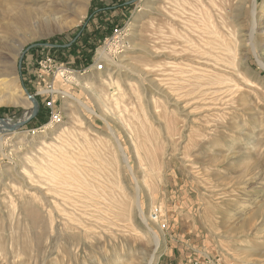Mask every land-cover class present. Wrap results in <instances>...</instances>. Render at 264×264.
<instances>
[{"label":"rangeland","instance_id":"obj_1","mask_svg":"<svg viewBox=\"0 0 264 264\" xmlns=\"http://www.w3.org/2000/svg\"><path fill=\"white\" fill-rule=\"evenodd\" d=\"M254 1L102 0L91 15L85 0L80 18L39 14L42 34L22 46L0 28L1 55L34 104H0L11 110L0 113L10 127L0 132V264H264ZM114 24L118 43L114 27L106 33ZM10 88L0 85L3 99Z\"/></svg>","mask_w":264,"mask_h":264},{"label":"bare ground","instance_id":"obj_2","mask_svg":"<svg viewBox=\"0 0 264 264\" xmlns=\"http://www.w3.org/2000/svg\"><path fill=\"white\" fill-rule=\"evenodd\" d=\"M42 1H43V4L41 5L42 7H39V8L34 7V5L36 3H41ZM233 1L234 0H222V5L224 3L228 4V3H231ZM246 1L247 0H235V2L237 3L236 8L241 10V8L246 4ZM6 2L7 3L5 5V7L0 6V28L3 27V30H1V31L7 32V33L8 32H19L21 34V37L22 38L24 37L23 41L20 40V42H22L21 46L25 41L31 39L32 36L42 34V32L40 31V28H38V26H36V19L35 18L37 16H39V14H41V15L46 14L44 16H46V18H48L54 22L57 20V18L55 16L57 13L62 11L63 8H69L75 17L80 18V17H82V15L84 13L83 8L85 5V0H6ZM215 5H216V3H215ZM262 9H264V3L262 5ZM257 10H258V3L255 0L254 6H253V11H252L253 26H252L250 34L246 36L247 40L251 41V44H252L251 46H253L254 49H256V47H257L256 46L257 28L259 25L262 24V20H264V19L259 20L258 15H256ZM230 11H232V10H230ZM62 28L63 27H57L55 29H51L48 33L55 32L56 30H61ZM215 29H217L216 23H215ZM261 32L262 33L260 36L264 42V26L261 27ZM3 38H4V36L3 35L1 36V32H0V40H2ZM98 54L100 57H102L104 59L111 60V58H109V56L107 55L109 53H107L106 48H100L98 51ZM14 65H15V63H13L11 61L9 56L1 55V52H0V85L5 84L6 86H9V87L11 86V88L9 90V98L6 100V99H3L2 96H0V104L8 103V104H13V105H24L27 108H31L34 105L33 100H31L29 98V96L24 92V89L19 85L18 75H17V72L15 70ZM64 72L65 71L60 70L59 75L61 76V74H63ZM217 78H220V77H217ZM245 79H247V78H245ZM250 79H249V81H250ZM215 80H216V78H215ZM252 83L255 84L254 81ZM248 84H250V83H248ZM83 88H85L87 91L92 90L91 87L87 84ZM218 91H219V89H218ZM0 93H1V91H0ZM64 93H65V95L73 97L71 95V93H69L67 91ZM94 94H95V92H94ZM81 104L84 105L85 107L89 108L87 106V104H85V103H81ZM52 120L57 121L56 119H52ZM8 125H9V122L7 119L0 120V132H1L2 128L6 129V130L10 129V127ZM114 135H116V133ZM40 170H42L41 172L45 173V175L47 176L44 179L48 183L49 190L52 192V189L55 187V184L57 183L53 170L45 169V168L40 169ZM37 186H38V184H37ZM17 198H19V197H17ZM136 203L138 205V200L136 201ZM141 215H143L142 211H141Z\"/></svg>","mask_w":264,"mask_h":264},{"label":"built area","instance_id":"obj_3","mask_svg":"<svg viewBox=\"0 0 264 264\" xmlns=\"http://www.w3.org/2000/svg\"><path fill=\"white\" fill-rule=\"evenodd\" d=\"M123 29L124 28H121V30L119 29V28H117V27H114V29L112 30V35L111 36H109L110 38H111V40H116L115 42L116 43H118L119 42V40H120V38L121 37H119L121 34H119V31H120V33H123ZM108 37V38H109ZM123 39V38H122ZM48 60H41L40 61V64H41V66L43 67V65H45L44 63H46ZM103 67H104V64H102V63H99V66H98V68L99 69H103ZM41 75V74H40ZM51 87V86H50ZM52 99L48 102V104L49 105H52Z\"/></svg>","mask_w":264,"mask_h":264},{"label":"trees","instance_id":"obj_4","mask_svg":"<svg viewBox=\"0 0 264 264\" xmlns=\"http://www.w3.org/2000/svg\"><path fill=\"white\" fill-rule=\"evenodd\" d=\"M101 10H97V11H95V8H94V6H92L91 7V15H94V14H97L98 12H100ZM117 25V24H116ZM115 24L114 25H110L109 26V28H108V30H107V32L106 33H108L114 26H116ZM93 49V48H92ZM11 110L10 109H8V108H3V107H1L0 108V113L1 112H10ZM40 116V115H39Z\"/></svg>","mask_w":264,"mask_h":264},{"label":"water","instance_id":"obj_5","mask_svg":"<svg viewBox=\"0 0 264 264\" xmlns=\"http://www.w3.org/2000/svg\"><path fill=\"white\" fill-rule=\"evenodd\" d=\"M35 112H36V109H34V111H32V112L27 111L26 115H27L28 117H26L23 121H26L27 119H29V117H30V118L33 117L34 114H35ZM20 125H21V122H18V123H16V124H14L13 128L19 127Z\"/></svg>","mask_w":264,"mask_h":264},{"label":"crops","instance_id":"obj_6","mask_svg":"<svg viewBox=\"0 0 264 264\" xmlns=\"http://www.w3.org/2000/svg\"><path fill=\"white\" fill-rule=\"evenodd\" d=\"M99 1H100V2H99ZM101 1H102V0H94V2H93V6H94V8H97L98 5L102 4Z\"/></svg>","mask_w":264,"mask_h":264}]
</instances>
